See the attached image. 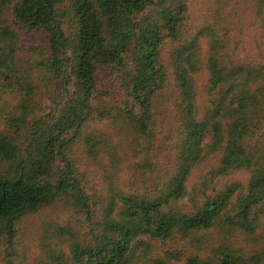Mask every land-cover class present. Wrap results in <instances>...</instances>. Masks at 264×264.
I'll return each instance as SVG.
<instances>
[{
    "label": "trees",
    "instance_id": "16d2710c",
    "mask_svg": "<svg viewBox=\"0 0 264 264\" xmlns=\"http://www.w3.org/2000/svg\"><path fill=\"white\" fill-rule=\"evenodd\" d=\"M188 9V0H0L1 235L12 242L23 220L55 207L96 218L97 225L84 242L72 227L55 226L72 237L70 259L60 244L59 251L52 247L47 226L50 264H135L156 242L196 234L207 237L212 255L191 253L185 264H264L262 240V247L241 245L259 242L255 233L264 230V58H238L243 38L219 28V19H239L251 9L264 45V0L212 1L205 24L191 35ZM9 14L22 28L45 33L47 54L19 51ZM167 40L179 42L168 52L178 89L176 171L159 189L130 195L119 186L93 196L80 160L108 177L123 158L143 190L155 174L150 141L168 100L160 94L168 81L161 63ZM106 66L121 74L130 106L101 100L97 78ZM203 68L207 99L199 102L196 80ZM103 121L127 143L121 152L123 145L97 128ZM212 156L218 158L209 182L245 170L246 185L230 181L218 191H190L192 169Z\"/></svg>",
    "mask_w": 264,
    "mask_h": 264
},
{
    "label": "rangeland",
    "instance_id": "374dc122",
    "mask_svg": "<svg viewBox=\"0 0 264 264\" xmlns=\"http://www.w3.org/2000/svg\"><path fill=\"white\" fill-rule=\"evenodd\" d=\"M212 1L216 0H188V24L186 28L190 31V35L194 34L195 31L205 24L207 20V15L212 6ZM228 13V12H227ZM231 13V10L229 12ZM246 17V18H245ZM236 17L233 14L229 18L219 19V28L227 27L228 32L232 35H240L243 38V44L240 45V49L237 52L238 58L250 57V58H264V45L261 42L260 28L255 23V18L251 9H247L244 16ZM7 21L17 28L19 32V51L30 52L32 50L44 49L45 54L48 53L49 42L45 33L37 29H26L22 28L21 24H17L15 19L9 14L7 16ZM243 23L242 27L240 24ZM67 33L70 30V24L65 25ZM242 30V34H240ZM222 35V33H219ZM187 35L185 34V37ZM176 41L167 40L162 46V60L161 63L163 67L167 68V85L160 92L161 97H167L168 100L162 102L161 112L158 115L157 122L153 124V135L150 141L152 145L151 156L153 163L155 164V174L153 177H149L148 185L145 190L138 186L141 185V180L137 176H134L133 170L122 158V164L119 168L113 167L110 170L108 177H106L104 170L96 168L94 165L91 166L87 164V161H78L80 168L83 169L88 174L89 193L93 196L105 195L106 191L112 190L115 193V188L119 186L125 187L127 191L131 194H139L148 191H152L155 187L159 189L164 181H168L169 177L175 173L176 168L179 163V150L177 145L179 143V133L176 127V120L174 118V105L178 101V89L172 80V66L170 64L169 50L177 45ZM205 47V45H204ZM259 50V51H258ZM209 74L206 69L203 68L198 72V77L196 84L200 93V100H206V95L202 92V88L205 84L208 85ZM98 86L101 87V100L107 101L109 98L114 99L116 104L121 103L124 106H130L131 100L126 95L123 78L119 71L117 72L110 66H106L104 69L100 68L98 72ZM56 85H60V79L54 81ZM173 85V86H172ZM203 93V94H202ZM210 97H208L209 99ZM166 105H171L167 107ZM174 121V122H173ZM105 124V125H103ZM103 124H97V128L106 131L115 145L121 143L123 148L120 149L121 152L125 149L126 142H122L119 138V133L117 130L108 128L106 122ZM148 141V140H147ZM77 155V154H76ZM218 156H212L206 159L200 166H195L189 178L187 179V186L190 191H193L197 187H206L207 193L211 192V189L215 186V190L218 191L222 189L225 184L230 181H239L243 186L246 185L249 179L248 171H236L228 177L215 176L214 182H209L211 177H213L214 165L216 166ZM132 160V159H131ZM115 168V169H114ZM168 179V180H167ZM147 194V193H145ZM151 193H149L150 195ZM198 196L200 192L196 193ZM152 195V194H151ZM200 202L204 199L201 195L199 198ZM186 205H189V201H185ZM184 202V203H185ZM183 203V202H182ZM233 213V212H232ZM95 219L88 221L87 217L83 214H77L73 210H66L60 208L47 209L44 212L36 214L34 217L25 219L20 223L16 237L12 242L5 236L0 234V264H50L47 258L46 250L50 246H45L46 240H44V229L51 225L50 230L54 233L53 246L59 251L58 245L60 244V249H63L64 255L70 259L71 257V241L72 237L68 234H63L60 230H55V226L64 225L73 228V233L83 237V242L85 237L88 236L89 231L97 225ZM264 229V222L262 225ZM72 233V234H73ZM209 234V232L207 231ZM206 233V234H207ZM46 235V234H45ZM259 236V242H254L248 246L246 243H251L249 240H244L241 245L247 250L253 247H262L264 243V230H258L255 233ZM214 239L220 236L218 232H214ZM262 240V244L260 243ZM213 239L211 240V242ZM155 249L147 258H137L135 264H185L188 255L191 253H197L203 257L212 255V246L208 242L207 237L202 238L200 234H196L195 237L181 241H167L160 245V242H156ZM209 245V246H208ZM220 247V246H219ZM224 248V247H223ZM222 248V249H223ZM144 248H139L137 256L141 255V251ZM203 249V250H200ZM200 250V251H199ZM146 259V260H145ZM161 261V263H159Z\"/></svg>",
    "mask_w": 264,
    "mask_h": 264
}]
</instances>
